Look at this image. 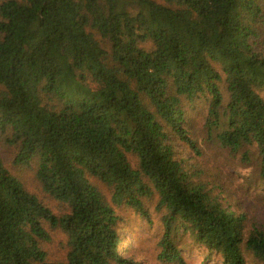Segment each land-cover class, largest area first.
Instances as JSON below:
<instances>
[{
    "label": "trees",
    "instance_id": "16d2710c",
    "mask_svg": "<svg viewBox=\"0 0 264 264\" xmlns=\"http://www.w3.org/2000/svg\"><path fill=\"white\" fill-rule=\"evenodd\" d=\"M0 137V264H137L121 209L161 215L170 264L181 231L264 264V223L199 160L226 151L264 185V0H0Z\"/></svg>",
    "mask_w": 264,
    "mask_h": 264
},
{
    "label": "rangeland",
    "instance_id": "374dc122",
    "mask_svg": "<svg viewBox=\"0 0 264 264\" xmlns=\"http://www.w3.org/2000/svg\"><path fill=\"white\" fill-rule=\"evenodd\" d=\"M1 141L3 142V139L0 137V143ZM203 149L204 156L199 159L201 166L206 174L223 186L219 191H223V196L229 199L226 200L227 205H231L235 210H237L236 207L243 208L251 217L264 223V185L256 179L248 181L241 176L243 171L238 166V159L230 156L228 152H217L215 148L205 146ZM5 156V161L12 168L11 153L5 152ZM14 173L20 174L19 176L27 183L30 190L56 208L54 202L42 193V188L33 178L31 169L16 170ZM233 194L235 200L231 198ZM122 212L127 220L121 230L120 251L122 255L137 264H170L161 258L160 242L164 233L161 215L155 209H152L151 219L136 215L129 209H121L120 213ZM177 239H180L177 248L185 258L186 264H223L220 255L211 253L205 247L196 244L190 238L189 233L185 234L181 231ZM64 241L65 236L59 232L47 245L52 261L66 262Z\"/></svg>",
    "mask_w": 264,
    "mask_h": 264
}]
</instances>
